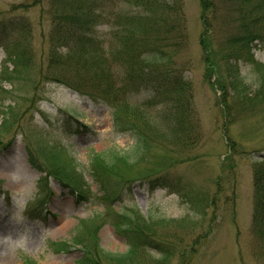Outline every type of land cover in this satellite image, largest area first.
Instances as JSON below:
<instances>
[{
    "label": "rangeland",
    "instance_id": "obj_1",
    "mask_svg": "<svg viewBox=\"0 0 264 264\" xmlns=\"http://www.w3.org/2000/svg\"><path fill=\"white\" fill-rule=\"evenodd\" d=\"M62 3L0 0V124L4 117L9 120L6 127H0V264H78L83 255L81 246L63 250L57 243L76 240L80 221L92 218L96 219L95 234L102 250L125 252L127 241L116 230L113 217L115 212L131 209L149 222L164 219L154 228L159 238L176 244L179 235H175L181 233L185 243L193 244L169 264H264V244L252 222L257 196L255 176L259 168L264 169V98L246 103L237 95L223 96L218 87L229 82L231 61L228 64L223 60L220 48L237 29L240 2L214 0L215 10L208 17L211 29L205 34L201 1L182 0L183 13L177 15L182 32L171 34L178 48L171 43L168 47L179 51L174 58L175 68L184 72L190 86L195 128L192 134L196 139L194 143H179L162 121L164 105L140 107L137 102L148 101L149 90H128L131 102L120 103L117 110L146 130L153 155L123 170L122 176L129 182L120 184L115 198L109 201L103 200V190L92 177L96 167L92 155L131 149L134 139L114 129L116 107L112 99L105 100L109 97L106 93L92 87L97 83L69 75L71 81L80 84L77 87L84 89L82 94L51 78L54 70L58 73L48 55L53 45L51 20ZM129 6L128 0L101 2L106 12ZM174 21L177 23L175 17ZM113 28L103 24L100 32L105 37L108 32L110 38ZM203 39L211 51L212 63L207 59ZM23 51L31 54L29 69L24 73L18 70L2 81L16 67L12 59L20 63ZM252 51L255 59L264 63V41ZM8 54L12 59L8 60ZM209 64H213L214 73H210ZM232 66L240 70L252 91L258 90L259 74L251 61L239 60ZM126 76L125 71L121 78ZM56 149H64L78 165L76 170L83 176L84 185L76 186L82 191L90 189L87 200L80 201L57 180H44L45 173L33 166L36 157L50 165L45 150ZM161 157L182 162L161 172L156 164ZM157 180L168 181V186H157ZM178 181L185 185L181 192L192 189L202 200L192 206L183 200L174 190L179 187ZM44 187L51 191L46 205L38 204L48 192ZM29 208L41 209L43 220L30 219ZM37 211L33 214L39 216ZM144 262L153 264L147 259Z\"/></svg>",
    "mask_w": 264,
    "mask_h": 264
},
{
    "label": "trees",
    "instance_id": "obj_2",
    "mask_svg": "<svg viewBox=\"0 0 264 264\" xmlns=\"http://www.w3.org/2000/svg\"><path fill=\"white\" fill-rule=\"evenodd\" d=\"M200 1L204 33L207 34L211 29L208 17L210 12L215 10V3L214 0ZM238 1L240 3L237 8V29L226 39L225 46L220 48L223 60L228 64L231 61L229 75H227L229 82L226 85L220 83L218 87L222 91V95L226 94L227 98L237 95L246 103L256 102V99L264 98L262 91L264 63L255 59L252 50L257 43L264 41V0ZM62 2L59 11L54 13L51 20L50 37L53 45L50 46L48 55L52 66L58 68V73L54 70V76L51 75V78H55L58 82L60 80V83L72 88L73 91H81L82 94H84V89L77 87L80 84L74 83L69 77L88 78L97 83L92 87H96L99 92L106 93V97L109 96L104 97L105 100L111 102L109 100L112 99L111 103L114 104L116 110L119 109L120 103L131 102L128 90L137 87L138 90L145 88L150 92L149 100L144 101V104L137 102V105L140 107L145 105L150 108L164 105L161 115L168 134L170 135L171 132L173 137L176 135V140L182 145L187 144L189 140L194 143L196 137L192 133L195 128L191 120L194 117V109H192L191 95L188 94L190 86L184 72L175 68L174 58L179 51H172L168 47L171 43L173 48H178L177 43L172 42L171 34L175 32L178 35L182 32L180 30L182 24L180 18L177 17L183 13L180 5L182 0H128L130 8L117 10L113 7L111 12H106L101 8V2L104 0H62ZM136 7V14L135 12L124 13L127 10L132 11ZM174 17L177 19V23L174 21ZM103 24L109 28L110 26L115 27L112 37L109 38L108 32H106V37L103 32H100ZM23 29L22 27L21 30ZM202 42L207 59L210 61L211 51L205 43L206 40L203 39ZM21 54L20 63L10 58L8 54V60L12 59L11 62H14L16 67L10 73L8 72L9 76L2 78V81L9 80L7 77L17 74L18 70L20 73H24L29 69L31 54L26 51ZM243 59L251 61L256 66L259 74L256 82V85L259 84L257 91H252L244 83L238 68L231 67V64ZM5 62L7 61L5 60ZM212 65L208 66L210 73H214L215 70ZM60 69L63 79L60 78L62 75ZM125 71L126 78H121ZM119 80L120 84L116 85ZM136 109L142 108L136 107ZM133 112L141 114L136 110ZM113 113L114 129L117 133L131 134L134 144L128 150L114 149L111 152L92 155V163L96 166L93 169L92 177L103 190L104 201L115 198L120 184L129 182L125 176H122L125 168H132L141 160L144 161L147 155H153V145L146 135V130L134 120L127 119L120 110ZM4 119V122L0 124L1 128L9 124V120L5 117ZM44 156L50 165L44 160L32 159L36 169L47 174L44 179L50 176L58 179L82 199L88 198L87 192L90 189L87 187V191H82L77 187L84 185V178L81 173L78 174L76 170L78 165L68 157L69 155L64 149H56L52 152L45 150ZM180 162L182 161L170 157H161L156 164L159 168L158 171L162 172ZM262 162L264 163V158ZM259 169L255 176L257 196L252 222L256 229L255 232L258 233L259 239L264 244V169ZM153 173L154 171L151 174ZM113 178H119L118 182L114 183ZM164 183L162 180H157L156 185L167 187L168 181ZM183 185L184 183L180 182L179 187L174 189L175 192L181 194L180 197L183 200L190 202L191 206L196 201L198 203L202 200L203 197L193 194L192 189L189 192H181ZM115 186L117 187L115 188ZM39 203L41 202L39 201ZM202 207L206 210L204 204ZM115 214L113 217L114 226L126 238L128 244L125 252L102 250L95 234L97 233V224L94 218L80 221L81 224L78 227L80 233L77 232V238L72 243L60 242L57 245L63 250H69L67 248L73 244L80 245L83 255L77 261L78 264H145V259L152 261L153 264H169L175 255L186 253V249L193 245L185 243V238L181 236V233L175 235H179L176 244L169 243L168 239L159 238L154 228L157 222L161 224L164 221L162 218L156 222H149L146 218L141 217L139 211L132 209L131 211L124 210L122 213L115 212ZM141 259H143L142 262ZM183 264L186 262L183 261Z\"/></svg>",
    "mask_w": 264,
    "mask_h": 264
}]
</instances>
